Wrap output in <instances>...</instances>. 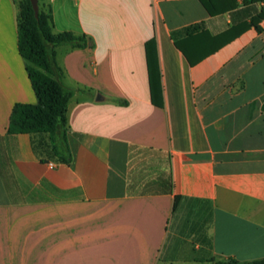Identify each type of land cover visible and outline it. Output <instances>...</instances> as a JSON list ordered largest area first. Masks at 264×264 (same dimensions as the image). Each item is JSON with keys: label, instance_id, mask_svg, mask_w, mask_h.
Returning <instances> with one entry per match:
<instances>
[{"label": "crops", "instance_id": "crops-1", "mask_svg": "<svg viewBox=\"0 0 264 264\" xmlns=\"http://www.w3.org/2000/svg\"><path fill=\"white\" fill-rule=\"evenodd\" d=\"M205 1L40 0L53 33L88 39L54 47L75 89L63 161L33 148L47 133L7 132L37 99L16 2L0 0V264L264 258V0Z\"/></svg>", "mask_w": 264, "mask_h": 264}, {"label": "trees", "instance_id": "trees-1", "mask_svg": "<svg viewBox=\"0 0 264 264\" xmlns=\"http://www.w3.org/2000/svg\"><path fill=\"white\" fill-rule=\"evenodd\" d=\"M201 1L206 6V1ZM15 2L18 52L30 63L26 65V71L37 101L13 105L7 132L47 133L48 142L34 140L33 148L39 153L49 150L60 160L68 161L69 156L65 155L67 150L65 111L68 99L75 89L63 82V71L55 61L54 47L61 44L84 47L88 45V39L67 30L53 33L51 8L48 6L47 11L41 10L40 0H38L37 16L34 15L30 0H15ZM262 18H264V7L251 17L250 25L260 30L259 21ZM145 52L150 101L154 105L161 106L160 76L153 39L146 41ZM217 264H264V258L240 261L234 257H228Z\"/></svg>", "mask_w": 264, "mask_h": 264}, {"label": "water", "instance_id": "water-1", "mask_svg": "<svg viewBox=\"0 0 264 264\" xmlns=\"http://www.w3.org/2000/svg\"><path fill=\"white\" fill-rule=\"evenodd\" d=\"M30 3L32 5L34 15L37 16L38 14V0H30Z\"/></svg>", "mask_w": 264, "mask_h": 264}, {"label": "rangeland", "instance_id": "rangeland-1", "mask_svg": "<svg viewBox=\"0 0 264 264\" xmlns=\"http://www.w3.org/2000/svg\"><path fill=\"white\" fill-rule=\"evenodd\" d=\"M40 8H41V10H43V11H47L46 6H44V5H42Z\"/></svg>", "mask_w": 264, "mask_h": 264}, {"label": "built area", "instance_id": "built-area-1", "mask_svg": "<svg viewBox=\"0 0 264 264\" xmlns=\"http://www.w3.org/2000/svg\"><path fill=\"white\" fill-rule=\"evenodd\" d=\"M47 164L52 165V162L51 161H48Z\"/></svg>", "mask_w": 264, "mask_h": 264}]
</instances>
